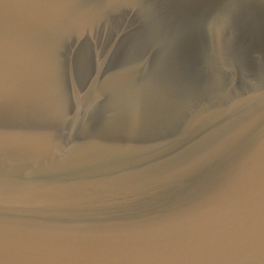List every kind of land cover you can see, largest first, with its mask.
I'll list each match as a JSON object with an SVG mask.
<instances>
[{"label": "water", "instance_id": "1", "mask_svg": "<svg viewBox=\"0 0 264 264\" xmlns=\"http://www.w3.org/2000/svg\"><path fill=\"white\" fill-rule=\"evenodd\" d=\"M0 264H264V0H0Z\"/></svg>", "mask_w": 264, "mask_h": 264}]
</instances>
